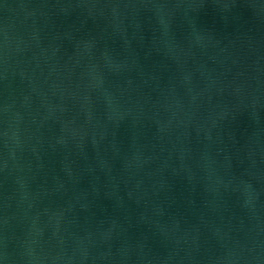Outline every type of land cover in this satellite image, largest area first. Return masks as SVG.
<instances>
[{"label": "water", "instance_id": "obj_1", "mask_svg": "<svg viewBox=\"0 0 264 264\" xmlns=\"http://www.w3.org/2000/svg\"><path fill=\"white\" fill-rule=\"evenodd\" d=\"M0 264H264V0H0Z\"/></svg>", "mask_w": 264, "mask_h": 264}]
</instances>
